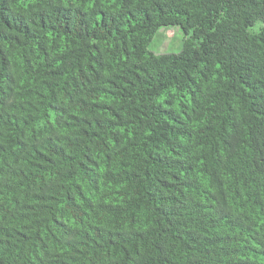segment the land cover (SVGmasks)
Listing matches in <instances>:
<instances>
[{
	"label": "clouds",
	"instance_id": "9594fccd",
	"mask_svg": "<svg viewBox=\"0 0 264 264\" xmlns=\"http://www.w3.org/2000/svg\"><path fill=\"white\" fill-rule=\"evenodd\" d=\"M0 264H264V0H0Z\"/></svg>",
	"mask_w": 264,
	"mask_h": 264
}]
</instances>
